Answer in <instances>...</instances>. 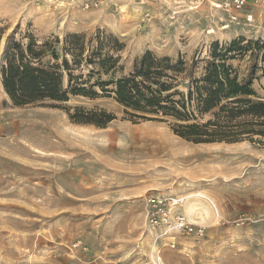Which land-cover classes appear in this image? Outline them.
Wrapping results in <instances>:
<instances>
[{"label":"rangeland","instance_id":"1","mask_svg":"<svg viewBox=\"0 0 264 264\" xmlns=\"http://www.w3.org/2000/svg\"><path fill=\"white\" fill-rule=\"evenodd\" d=\"M191 2L0 0V66L8 43L28 35L41 43L111 33L124 44V74L146 50L196 59L198 72L212 43L222 52L236 40L243 51L229 63L264 97L261 52L246 46L264 33L228 22L207 0ZM64 107L115 118L104 128L75 123ZM25 120L42 122L40 134H51L58 149L13 147ZM155 194L185 197L183 213L203 235L180 236L174 248L155 240L145 215ZM0 264H264V144H194L165 122H132L107 96L14 105L0 83Z\"/></svg>","mask_w":264,"mask_h":264},{"label":"trees","instance_id":"2","mask_svg":"<svg viewBox=\"0 0 264 264\" xmlns=\"http://www.w3.org/2000/svg\"><path fill=\"white\" fill-rule=\"evenodd\" d=\"M2 34L0 27V40ZM239 44L234 40L218 52V43H212L198 72L196 59L188 62L181 55L156 56L146 50L124 74V44L111 33L96 29L88 37L69 33L41 43L28 35L26 42L6 46L0 83L14 105L107 96L132 122H165L173 134L194 144H264V97L255 93L251 80H240L229 63L235 57L230 53L243 51ZM251 45L261 52L264 77V40L246 46ZM83 66L89 68L85 74L80 73ZM64 109L72 122L100 128L115 118L103 109Z\"/></svg>","mask_w":264,"mask_h":264},{"label":"built area","instance_id":"3","mask_svg":"<svg viewBox=\"0 0 264 264\" xmlns=\"http://www.w3.org/2000/svg\"><path fill=\"white\" fill-rule=\"evenodd\" d=\"M145 3L147 0H138ZM212 8L222 11L230 23L243 24L264 33V0H207ZM191 3L199 4V0ZM185 197L155 194L146 199L148 227L156 233L155 240L174 248L183 235L202 236L204 227L183 213Z\"/></svg>","mask_w":264,"mask_h":264},{"label":"bare ground","instance_id":"4","mask_svg":"<svg viewBox=\"0 0 264 264\" xmlns=\"http://www.w3.org/2000/svg\"><path fill=\"white\" fill-rule=\"evenodd\" d=\"M40 117H42V115ZM57 126L62 129L61 125L57 124ZM18 128H19V130H18ZM39 128L42 129V131L38 130ZM44 128H45V126H43V123L37 122L36 120H25V121L20 122L17 126V131L15 132V134L13 136L11 135L13 138L12 139V141H13L12 146L15 148L17 146H21V145L26 146V148L33 147L34 151L36 153H40V152L44 153L43 150H53L54 151V149H56L60 145V143L51 140V134L41 135L40 133L43 132ZM127 132H128V130L127 131L125 130L123 133V136H127V134H126ZM58 136H60V134L54 135V137H56V138ZM23 142L25 143V145L23 144ZM169 146H170V144H169ZM173 147H176V146L174 145ZM173 147H171V148H173ZM41 149H43V150H41Z\"/></svg>","mask_w":264,"mask_h":264}]
</instances>
